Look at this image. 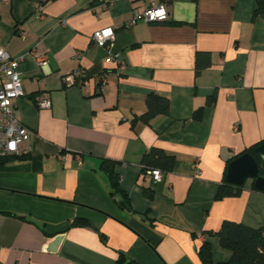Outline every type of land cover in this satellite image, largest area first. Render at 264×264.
<instances>
[{
	"label": "crops",
	"instance_id": "crops-1",
	"mask_svg": "<svg viewBox=\"0 0 264 264\" xmlns=\"http://www.w3.org/2000/svg\"><path fill=\"white\" fill-rule=\"evenodd\" d=\"M152 4L165 6L167 21L127 25L133 11ZM256 6V0L0 2V47L22 58L25 96L16 117L33 132L25 158L0 166V264H117L120 254L136 264H202L204 242L221 263L232 253L211 233L223 222L264 227V192L251 179L239 196L216 199L229 164L264 141V15L253 18ZM108 27L119 63L92 41ZM197 53L211 56L198 76ZM76 70L86 76L84 88L64 82ZM150 94L167 98L169 113L143 123L136 118ZM39 97L50 108H39ZM152 148L175 158L160 183L142 175ZM103 160L117 163L127 206L111 194ZM76 219L87 225L72 226Z\"/></svg>",
	"mask_w": 264,
	"mask_h": 264
},
{
	"label": "trees",
	"instance_id": "trees-1",
	"mask_svg": "<svg viewBox=\"0 0 264 264\" xmlns=\"http://www.w3.org/2000/svg\"><path fill=\"white\" fill-rule=\"evenodd\" d=\"M256 9L253 18L264 15V0H256ZM211 65V56L209 53H197L195 57V73L198 76L204 69ZM214 96H211L207 103L212 104ZM146 111L137 117L143 123H149L158 115H167L169 113V100L162 96L150 94L145 102ZM196 118H200L201 110L196 112ZM264 141L245 149L241 154L251 155L260 166V175L264 177V165L259 155L255 153V149ZM25 156L16 157H0V166L8 164L15 160L24 159ZM175 158L162 149L152 148L144 156L141 162L142 175H148V172L154 169L160 170L163 174L173 170ZM117 163L110 160H103L100 170L106 175L109 181L111 194H120L124 197V204L127 206V196L120 187V177L116 172ZM244 186V185H243ZM243 186H235L229 183H223L217 193L216 199L221 200L227 197H237L240 195ZM264 192V191H263ZM144 195L148 199L153 198V189H144ZM86 222L76 219L72 226H86ZM218 237L222 248L231 251L232 256L227 262L215 263L212 257L211 246L208 242H204L198 250V256L202 264H264V227L254 229L243 224L225 221L216 233H211ZM117 264H136L128 260L124 255L118 257Z\"/></svg>",
	"mask_w": 264,
	"mask_h": 264
},
{
	"label": "built area",
	"instance_id": "built-area-1",
	"mask_svg": "<svg viewBox=\"0 0 264 264\" xmlns=\"http://www.w3.org/2000/svg\"><path fill=\"white\" fill-rule=\"evenodd\" d=\"M11 0H0L2 3H10ZM169 18V13L164 5L152 4L142 12L133 11L128 26L135 25L139 21L146 23L165 22ZM115 38V32L112 28L99 29L92 35V41L103 48L109 49V59L116 63L121 61L118 53H112L110 48ZM22 58L12 57L5 49L0 47V157H16L28 153L25 145L28 143L33 132L27 128L16 117V102L25 96L20 64ZM38 64L45 66L47 64L46 55L38 57ZM67 86H78L84 88L88 85L86 76L82 70H76L64 78ZM39 108H50L51 103L45 97L37 99ZM197 169V165H195ZM197 172V171H196ZM198 173V172H197ZM154 183H160L163 180V173L154 169L148 172Z\"/></svg>",
	"mask_w": 264,
	"mask_h": 264
},
{
	"label": "water",
	"instance_id": "water-1",
	"mask_svg": "<svg viewBox=\"0 0 264 264\" xmlns=\"http://www.w3.org/2000/svg\"><path fill=\"white\" fill-rule=\"evenodd\" d=\"M255 153L264 165V143L255 149ZM248 179L253 181L257 190L264 191V177L260 175L259 163L251 155L244 154L229 164L225 181L231 185L243 186ZM61 241L62 237H56L49 246V251H56Z\"/></svg>",
	"mask_w": 264,
	"mask_h": 264
}]
</instances>
